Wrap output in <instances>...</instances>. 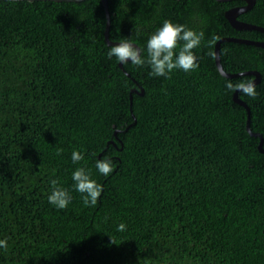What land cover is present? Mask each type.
I'll list each match as a JSON object with an SVG mask.
<instances>
[{"label":"trees","instance_id":"1","mask_svg":"<svg viewBox=\"0 0 264 264\" xmlns=\"http://www.w3.org/2000/svg\"><path fill=\"white\" fill-rule=\"evenodd\" d=\"M243 5L108 0L110 40L145 60L165 20L203 32L199 67L165 78L108 57L102 0H0V264H264V153L226 87L254 76H222L214 54L224 37L264 41L226 18ZM239 20L264 27V0ZM220 56L228 73L262 74L256 98L239 97L264 139V48L224 42ZM78 168L103 186L95 206L75 190ZM53 180L66 209L48 201Z\"/></svg>","mask_w":264,"mask_h":264},{"label":"clouds","instance_id":"2","mask_svg":"<svg viewBox=\"0 0 264 264\" xmlns=\"http://www.w3.org/2000/svg\"><path fill=\"white\" fill-rule=\"evenodd\" d=\"M203 35V32L192 30L186 25L165 20L162 27L158 28L147 41V60L142 56V49L137 48L128 40H122L112 46L108 57H115L123 64L131 61L136 66H144L147 63L151 68L150 75L170 78V73L175 69L192 72L199 67L197 56L193 50L200 47ZM226 87L231 91L239 90L253 99L258 95L254 82L250 80L235 85L228 83ZM82 160H84V155L80 151H73V163ZM96 168L104 176L110 175L114 170L111 160H98ZM72 180L75 190L82 194L84 205L86 207L95 206L103 192V186L92 179L85 168L76 169L72 174ZM51 184L52 192L48 197L49 203L57 209H66L71 203L68 190L58 187L55 180ZM125 228L126 225L123 223L118 225V231H124ZM0 248L7 250V240H0Z\"/></svg>","mask_w":264,"mask_h":264},{"label":"water","instance_id":"3","mask_svg":"<svg viewBox=\"0 0 264 264\" xmlns=\"http://www.w3.org/2000/svg\"><path fill=\"white\" fill-rule=\"evenodd\" d=\"M12 1H29V2H34V1H55V2H81L84 0H12ZM219 2H227V1H233V0H217ZM245 2V5L243 6H237L234 8H231L229 10L226 11L225 16L228 19L229 23L236 29V30H249V31H259L261 33L264 34V27L259 26V25H255L252 23H248V22H244L239 20V16L245 12H248L250 9H252L256 3V0H240ZM102 3L105 7L106 10V14H107V26H106V31H105V39L108 45H115L118 44L120 42H114L110 40V11H109V7H108V0H102ZM224 42H234V43H244V44H249V45H254L257 47H262L264 48V41H258V40H249V39H244V38H238V37H224L219 39L216 43H215V48H214V54H215V62L216 65L219 69V72L222 74V76L227 77V78H232V77H237L240 75H252L254 76V84H258L261 80H262V74L259 71L256 70H251V71H246L243 73H238V74H231L225 71L222 62H221V56H220V49H221V44ZM134 46H136L137 48L140 49V47L138 45H136L135 43H132ZM121 68H123V63L119 64ZM126 72V71H125ZM126 74H128L126 72ZM129 75V74H128ZM130 76V75H129ZM134 92H138L136 89H132L131 94H130V106H131V113L134 119L133 124L136 123V117L134 115L133 112V93ZM239 90H237L234 93L233 99L234 101L243 106L246 110H247V130L250 133L251 136L254 137H258L260 138V143L258 145V148L261 152L264 153V139L262 134L254 132L251 128V110L250 107L246 104L245 101H243L240 97H239ZM144 92L141 93V95H143ZM131 124L130 126L127 127L126 130H129V128L133 125Z\"/></svg>","mask_w":264,"mask_h":264}]
</instances>
